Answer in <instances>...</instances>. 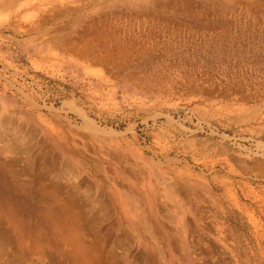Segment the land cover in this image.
Listing matches in <instances>:
<instances>
[{
  "label": "rangeland",
  "instance_id": "rangeland-1",
  "mask_svg": "<svg viewBox=\"0 0 264 264\" xmlns=\"http://www.w3.org/2000/svg\"><path fill=\"white\" fill-rule=\"evenodd\" d=\"M0 264H264V0H0Z\"/></svg>",
  "mask_w": 264,
  "mask_h": 264
},
{
  "label": "bare ground",
  "instance_id": "bare-ground-1",
  "mask_svg": "<svg viewBox=\"0 0 264 264\" xmlns=\"http://www.w3.org/2000/svg\"><path fill=\"white\" fill-rule=\"evenodd\" d=\"M98 47H100V43H99V46ZM85 55H87V56H91V59L93 60V61H100V59L96 56V55H91L89 52H88V50L86 51V53H84ZM3 123L4 124H6V125H13V124H15V120L13 119V118H11V117H6V116H3ZM17 174V173H16ZM41 174H42V172H41ZM56 174H58V173H56ZM47 176V175H46ZM44 179V178H43ZM60 186V185H59ZM77 186V185H76ZM100 186V185H99ZM107 187V186H106ZM56 189V188H55ZM54 188H52V187H49V189H48V191L49 192H52L53 191V193H55L56 192V190L58 191V190H61V189H56L55 190ZM109 191H110V189H109ZM61 192V191H60ZM115 193V192H114ZM63 194V193H62ZM114 197V196H113ZM61 198V197H60ZM115 198V197H114ZM49 199V198H48ZM63 199V201H60V200H57V199H55L54 200V204H56L60 209H64V210H66V209H74V213H73V216H74V221L75 222H77V224H80L81 223V221L83 220V218L81 217V216H79V214H78V210H77V208H79V207H81V205L77 202V203H74V202H69L68 201V199H66L65 197L64 198H62ZM127 199V201H128V203L133 207V208H135V209H139V203L138 202H136V201H134L133 199H131V197H128V198H126ZM70 200V199H69ZM109 200V199H108ZM36 201V200H35ZM127 203V204H128ZM112 204V203H111ZM99 205H101V207H102V201H100V203H99ZM116 205V204H115ZM123 205H125V204H123ZM141 206V205H140ZM131 209V208H130ZM142 210V209H141ZM68 211V210H67ZM66 212V211H65ZM71 212H72V210H71ZM64 215V214H63ZM96 215V214H95ZM65 217H66V215H65ZM58 218V217H57ZM72 220V219H71ZM45 221V220H44ZM140 223H141V225L145 228V230L146 229H149V225H148V222H147V218L145 217V215H144V217H142V219L140 220ZM82 224V223H81ZM88 224V223H87ZM71 226V225H70ZM81 226V225H80ZM66 227V226H65ZM73 228V227H72ZM71 228V229H72ZM64 232V231H63ZM62 232V233H63ZM69 233V232H68ZM71 233V232H70ZM116 233V232H115ZM100 234V233H99ZM120 234V233H119ZM18 237V236H17ZM49 237V236H48ZM118 237H119V235H118ZM3 238V237H2ZM103 238V237H102ZM69 239V238H68ZM67 239V240H68ZM97 241V240H96ZM66 242V241H65ZM68 242H70V241H68ZM13 245V244H12ZM95 246V245H94ZM9 248V247H8ZM82 249V248H81ZM97 249V248H96ZM90 250V249H89ZM92 250V249H91ZM19 252V251H18ZM83 252V251H82ZM20 253V252H19ZM109 253V252H108ZM71 254V253H70ZM82 255V254H81ZM75 259V258H74ZM88 260V259H87ZM53 261V260H52ZM113 261V260H112Z\"/></svg>",
  "mask_w": 264,
  "mask_h": 264
}]
</instances>
